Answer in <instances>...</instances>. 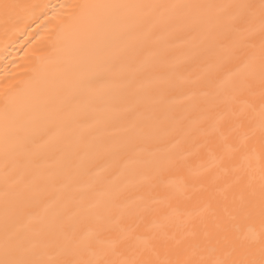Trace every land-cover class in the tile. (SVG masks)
Here are the masks:
<instances>
[{"label": "bare ground", "instance_id": "obj_1", "mask_svg": "<svg viewBox=\"0 0 264 264\" xmlns=\"http://www.w3.org/2000/svg\"><path fill=\"white\" fill-rule=\"evenodd\" d=\"M0 264H264V0H0Z\"/></svg>", "mask_w": 264, "mask_h": 264}]
</instances>
